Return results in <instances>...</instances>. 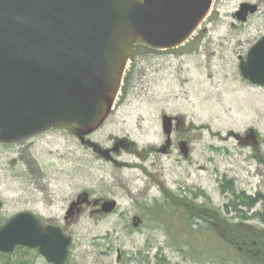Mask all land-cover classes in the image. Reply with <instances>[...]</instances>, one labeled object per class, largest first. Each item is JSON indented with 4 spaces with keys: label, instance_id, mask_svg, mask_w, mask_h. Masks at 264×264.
<instances>
[{
    "label": "rangeland",
    "instance_id": "obj_1",
    "mask_svg": "<svg viewBox=\"0 0 264 264\" xmlns=\"http://www.w3.org/2000/svg\"><path fill=\"white\" fill-rule=\"evenodd\" d=\"M243 1L259 4L244 23L234 14ZM263 35L264 0H213L185 44L138 46L114 109L86 138L101 149L123 141L111 159L71 128L0 144V226L19 212L59 225L73 240L67 264H249L201 207L264 229V86L239 71ZM164 114L174 117L167 154L157 152ZM95 198L118 205L105 214ZM0 264L51 263L19 246Z\"/></svg>",
    "mask_w": 264,
    "mask_h": 264
},
{
    "label": "water",
    "instance_id": "obj_2",
    "mask_svg": "<svg viewBox=\"0 0 264 264\" xmlns=\"http://www.w3.org/2000/svg\"><path fill=\"white\" fill-rule=\"evenodd\" d=\"M212 2L0 0V144L52 128H72L83 140L93 134L113 110L134 47L167 50L184 44ZM257 10L245 1L235 15L244 22ZM246 54L241 76L264 86V35ZM161 124L167 139L160 152L167 153L173 117L163 115ZM178 146L187 157V141ZM98 203L105 214L118 205L113 199H95L92 205ZM72 243L59 225L44 224L31 212H19L0 226L4 254L24 246L37 249L48 263L66 264Z\"/></svg>",
    "mask_w": 264,
    "mask_h": 264
},
{
    "label": "trees",
    "instance_id": "obj_3",
    "mask_svg": "<svg viewBox=\"0 0 264 264\" xmlns=\"http://www.w3.org/2000/svg\"><path fill=\"white\" fill-rule=\"evenodd\" d=\"M127 80L128 76L126 75L124 81ZM240 197L241 199H243L242 203L244 205H251V202H253V200L250 197H247L246 195H242ZM184 201H188L189 203L194 205V203L192 201L187 200V198H185ZM194 207L197 206L194 205ZM201 208L206 213H209L208 216L212 217L214 220L217 221L216 223H213V227L210 228L215 227L214 229L223 236V238L228 244L236 246L237 250L241 252V255H244V257H254L257 255L256 252L258 250L262 251V254L264 255V229H261L260 232L258 231V234L260 235L256 236L254 232H250L248 229H246L247 225H245V228H243L242 223L228 222L225 218L221 216L219 211L215 209L209 207L206 208L205 206ZM255 238L258 240L255 241Z\"/></svg>",
    "mask_w": 264,
    "mask_h": 264
},
{
    "label": "flooded vegetation",
    "instance_id": "obj_4",
    "mask_svg": "<svg viewBox=\"0 0 264 264\" xmlns=\"http://www.w3.org/2000/svg\"><path fill=\"white\" fill-rule=\"evenodd\" d=\"M258 5V9H259V4ZM85 144H87L90 148H92V150H95L98 154H100L101 156H106L109 159H111L110 154L112 153H116L117 151H119L120 147H126L127 145H125L124 142H115L114 145L108 149H101L96 143H92L90 142V140H85ZM172 145V143H171ZM163 145H161V147L159 149H157V152H160V149L162 148ZM172 147V146H171ZM171 149V148H170ZM170 149L168 150V152L170 151ZM167 152V153H168ZM256 256L254 257H249V256H245V261L248 262L249 264H264V255L262 254V251H257L256 252ZM246 264V263H245Z\"/></svg>",
    "mask_w": 264,
    "mask_h": 264
}]
</instances>
